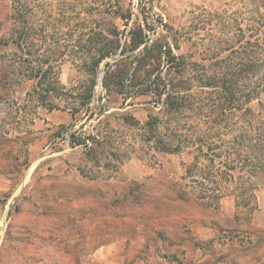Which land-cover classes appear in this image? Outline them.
Listing matches in <instances>:
<instances>
[{
    "label": "trees",
    "instance_id": "obj_1",
    "mask_svg": "<svg viewBox=\"0 0 264 264\" xmlns=\"http://www.w3.org/2000/svg\"><path fill=\"white\" fill-rule=\"evenodd\" d=\"M3 2L1 89L29 81L38 106L72 100L73 115L82 109L103 114L112 96L122 104L148 96L144 123L132 113L115 117L153 150L190 155L175 184L179 196L211 207L227 198L239 209L258 206L264 189V0H231L222 11L198 6L179 27L152 19L145 8L136 13L133 2L122 0ZM67 62L88 78L83 90L62 83ZM102 65L105 95L98 101L107 103L96 105ZM104 117L95 133H71V143L98 157L96 150L114 138Z\"/></svg>",
    "mask_w": 264,
    "mask_h": 264
},
{
    "label": "rangeland",
    "instance_id": "obj_2",
    "mask_svg": "<svg viewBox=\"0 0 264 264\" xmlns=\"http://www.w3.org/2000/svg\"><path fill=\"white\" fill-rule=\"evenodd\" d=\"M122 1L177 27L198 6L222 11L231 2ZM103 69L96 105L107 103L98 101ZM60 77L76 92L88 84L71 62ZM12 84L0 88V264H264V189L253 210L239 209L233 198L220 207L181 198L175 184L190 155L153 150L115 117L132 113L144 123L150 97L122 104L112 96L103 114L73 115L72 100L38 106L31 82ZM106 114L114 138L98 157L71 143V133H95Z\"/></svg>",
    "mask_w": 264,
    "mask_h": 264
},
{
    "label": "water",
    "instance_id": "obj_3",
    "mask_svg": "<svg viewBox=\"0 0 264 264\" xmlns=\"http://www.w3.org/2000/svg\"><path fill=\"white\" fill-rule=\"evenodd\" d=\"M103 76H104V71L102 72V75H101V82H102Z\"/></svg>",
    "mask_w": 264,
    "mask_h": 264
}]
</instances>
